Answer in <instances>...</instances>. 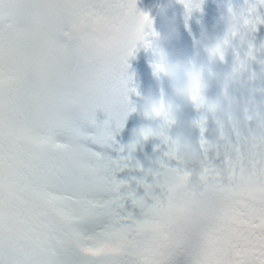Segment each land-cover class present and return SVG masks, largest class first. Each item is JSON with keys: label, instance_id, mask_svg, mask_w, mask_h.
<instances>
[{"label": "snow or ice", "instance_id": "snow-or-ice-1", "mask_svg": "<svg viewBox=\"0 0 264 264\" xmlns=\"http://www.w3.org/2000/svg\"><path fill=\"white\" fill-rule=\"evenodd\" d=\"M141 18L136 0H0V264H264L260 170L250 186L234 179L232 192L214 171L197 189L186 170H161L127 199L121 181L100 174L111 122L120 130L129 114ZM26 31L40 42L19 43ZM238 38L243 47L245 32ZM258 50L249 43L244 54L253 79L264 74ZM97 110L109 116L102 125ZM80 114L96 135L76 124ZM233 209L235 236L225 223Z\"/></svg>", "mask_w": 264, "mask_h": 264}, {"label": "rangeland", "instance_id": "rangeland-1", "mask_svg": "<svg viewBox=\"0 0 264 264\" xmlns=\"http://www.w3.org/2000/svg\"><path fill=\"white\" fill-rule=\"evenodd\" d=\"M136 1L139 2V5L136 4L137 10L144 15L147 11L149 17L147 21L141 18L143 27L141 25L138 35L145 31L151 32L148 41L162 37L163 42L160 40L162 45L159 48L163 46V52L168 55L184 50V46L188 45L200 61H191L189 57L194 56L185 54L188 60L186 62L205 66L196 72L191 69L190 72L202 79L201 85L207 90L203 92L197 90L194 94L195 99L185 102L173 90L175 76L187 82L189 73L182 74L183 70L151 73L149 77L160 78L164 88L162 90H157L153 84L149 87L145 79L148 76L144 77L141 74L132 77L127 74L125 87L131 103L143 102L148 92V97L155 99V91H163L166 93L168 106H165L160 117L152 122L143 118L136 109L129 110L124 127L120 130L116 129L113 120L111 128L115 141L110 147L102 149L111 160L100 174L109 180L114 175L116 181H121L119 187L125 194V199L129 198L128 194L136 195L138 189L151 178L160 175L161 170L173 172L186 170L188 178L197 189L209 179L210 171L215 173L211 178L223 186L221 190L232 192L234 179L250 186L258 178L257 170L264 173V160L261 157H264V74L258 73L253 79L245 66L244 54L249 43L257 48L264 44V23L259 22L264 21V0H169L168 14L177 21L174 22L175 28L169 26L159 28L154 22L149 7L158 0ZM229 17L238 22L229 24L227 22ZM248 19L257 22V30L248 31ZM179 21L187 22V32H180L183 37L200 39L202 42L199 45L194 47L192 41L176 39L179 35ZM243 32L246 42L240 47L238 37ZM164 33L173 36L175 42L165 43ZM18 40L30 48L40 42L41 38L26 31ZM203 41H214L221 55L217 54L214 57L213 52L204 47ZM236 51L240 53L239 58ZM46 54L54 58L57 55L55 45L47 43ZM257 55L264 58V50L258 51ZM137 61L134 55L129 57L128 67L138 68ZM236 61L245 63L242 75L234 68ZM253 67L259 72L255 63ZM212 86L217 89L221 86L223 89L213 97L209 93ZM256 92L261 93V96L255 95ZM170 93L175 96L174 99L168 97ZM161 102L166 104L164 101ZM107 120L108 114L97 110V125H102ZM76 124L84 133L93 136L99 131V128L92 125L83 114L78 116ZM146 128L153 130L154 134L141 140L135 153L130 157L127 151L129 144L142 129ZM87 142L91 143L90 140ZM189 148L192 151H188ZM170 160L176 161L179 169L172 168ZM191 166L199 167L197 171L205 166L206 172L193 173L189 168ZM227 216L230 217L226 221L229 222L227 224L231 229V235L235 236L237 230L242 227L239 223L241 217L234 209L227 211ZM219 235L222 237L220 242L227 243V239L223 238L226 234Z\"/></svg>", "mask_w": 264, "mask_h": 264}, {"label": "clouds", "instance_id": "clouds-1", "mask_svg": "<svg viewBox=\"0 0 264 264\" xmlns=\"http://www.w3.org/2000/svg\"><path fill=\"white\" fill-rule=\"evenodd\" d=\"M227 22L232 24L234 22L231 17L228 18ZM179 67V65H177ZM173 90L174 92L182 97L185 102H189L195 99V93L197 90L201 92L206 91V87H202L200 77L194 73H189L187 82H183L178 76L173 78ZM145 110L146 114L149 119H156L160 117L164 110V105L162 102L155 100L152 97H148L145 100ZM216 110L218 111L219 108L217 107ZM154 134V131L151 129H142L136 137H134L133 141L129 144L127 151L129 156L132 157L133 153H135L137 146L139 145L140 141L143 139H147ZM188 151H192L191 148ZM140 167H145L144 165H140Z\"/></svg>", "mask_w": 264, "mask_h": 264}, {"label": "trees", "instance_id": "trees-1", "mask_svg": "<svg viewBox=\"0 0 264 264\" xmlns=\"http://www.w3.org/2000/svg\"><path fill=\"white\" fill-rule=\"evenodd\" d=\"M225 223H229L228 221H226ZM226 233H222V236L225 235Z\"/></svg>", "mask_w": 264, "mask_h": 264}, {"label": "bare ground", "instance_id": "bare-ground-1", "mask_svg": "<svg viewBox=\"0 0 264 264\" xmlns=\"http://www.w3.org/2000/svg\"><path fill=\"white\" fill-rule=\"evenodd\" d=\"M206 48H210V46H206Z\"/></svg>", "mask_w": 264, "mask_h": 264}]
</instances>
